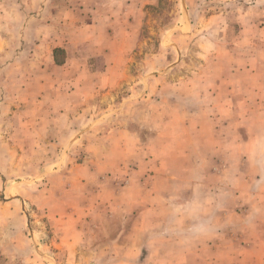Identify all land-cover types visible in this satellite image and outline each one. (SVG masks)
Masks as SVG:
<instances>
[{
	"label": "rangeland",
	"instance_id": "obj_1",
	"mask_svg": "<svg viewBox=\"0 0 264 264\" xmlns=\"http://www.w3.org/2000/svg\"><path fill=\"white\" fill-rule=\"evenodd\" d=\"M0 264H264V0H0Z\"/></svg>",
	"mask_w": 264,
	"mask_h": 264
},
{
	"label": "crops",
	"instance_id": "obj_2",
	"mask_svg": "<svg viewBox=\"0 0 264 264\" xmlns=\"http://www.w3.org/2000/svg\"><path fill=\"white\" fill-rule=\"evenodd\" d=\"M108 29V28H107ZM109 30V29H108ZM106 30V31H108ZM64 49L67 47L61 46ZM206 186H203L202 189H205ZM231 201V200H230ZM231 203V202H230ZM232 205L230 204H223V201H218L216 197L209 196L207 202L204 204V207L201 208V214H205V216L197 215L196 212L187 213L186 215L183 214L181 218L175 220L174 228H185L186 232V239L190 238L189 241L191 243V253L195 257H206L205 252L207 251L210 256H218L221 250L225 249V244L227 241H230V238H233V235L230 234L224 236V231L226 230V226H230L229 222L226 220V217L230 216L231 211L228 212L230 209L234 210L235 206L238 204V199L233 197L232 198ZM190 205L192 203L190 202ZM190 208H192L190 206ZM227 210V211H226ZM196 214V216H194ZM232 236V237H231ZM200 245L203 251L199 254ZM232 245V243H230ZM211 261H209L210 263Z\"/></svg>",
	"mask_w": 264,
	"mask_h": 264
},
{
	"label": "trees",
	"instance_id": "obj_3",
	"mask_svg": "<svg viewBox=\"0 0 264 264\" xmlns=\"http://www.w3.org/2000/svg\"><path fill=\"white\" fill-rule=\"evenodd\" d=\"M60 52H63V50H61V49H56L55 52H54V54L57 55V54L60 53ZM58 63H59V62H58Z\"/></svg>",
	"mask_w": 264,
	"mask_h": 264
}]
</instances>
